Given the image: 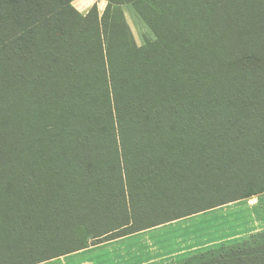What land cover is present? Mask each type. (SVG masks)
<instances>
[{
	"label": "trees",
	"instance_id": "obj_1",
	"mask_svg": "<svg viewBox=\"0 0 264 264\" xmlns=\"http://www.w3.org/2000/svg\"><path fill=\"white\" fill-rule=\"evenodd\" d=\"M72 1L0 0V203L35 208L40 244H59L65 216L120 232L157 159L185 140L207 157L243 146L264 166V0H106L101 18ZM126 4L156 36L147 47ZM216 258L203 263L264 264V246Z\"/></svg>",
	"mask_w": 264,
	"mask_h": 264
},
{
	"label": "rangeland",
	"instance_id": "obj_2",
	"mask_svg": "<svg viewBox=\"0 0 264 264\" xmlns=\"http://www.w3.org/2000/svg\"><path fill=\"white\" fill-rule=\"evenodd\" d=\"M126 5L121 11L135 45L147 47L155 42L154 32L135 7ZM93 7L101 13V18L106 7L93 5L88 12ZM115 9L111 17L120 21ZM185 127L190 129V123ZM188 141L184 142L186 147L179 145L183 155L157 159L160 165L151 174V184L137 192L143 198L147 195L146 198L140 202L134 196V207L131 203L127 205L133 222L105 238L97 237L105 228L99 222L76 229L78 225L66 221L65 216L63 221L56 222H62L55 231L57 237L62 238L59 244L42 245L40 237L33 235L36 218L32 210L35 208L0 203V217L4 214V219H0V264H28L62 251L60 249L82 244L87 247L42 264H95L86 256L93 247L103 248L101 246L108 242L127 237L129 244L121 246L116 254L113 252L105 264H205L203 262L215 260L219 253L238 245H251L256 241L257 245L264 246V192L244 195L264 188V182L256 178L264 172V166H260L259 161L254 164L255 158L243 146L207 157L194 153ZM202 142L206 144V140ZM239 143L242 142L233 144ZM121 221L119 216L111 226H118ZM138 229L140 231H135ZM122 234L125 235L116 238ZM104 248L107 247L104 245Z\"/></svg>",
	"mask_w": 264,
	"mask_h": 264
},
{
	"label": "crops",
	"instance_id": "obj_3",
	"mask_svg": "<svg viewBox=\"0 0 264 264\" xmlns=\"http://www.w3.org/2000/svg\"><path fill=\"white\" fill-rule=\"evenodd\" d=\"M78 4L80 6H78ZM72 5L81 15H86L88 13V9H90L93 5H97L98 7L99 5H102L104 9L107 6V1L106 0H73ZM123 6H127V5H123ZM99 14L101 15V13ZM124 19L126 20V18ZM129 239L130 238L127 237L125 239L120 238L118 240L108 242L107 244H104L105 247L107 248H104V245L101 246L103 248H100V246L93 247L94 249L92 250V252H88V253L85 252L86 256L90 258V260L94 261L95 264H105L107 258L108 261L111 259L113 252L116 254V251H119V248L121 246L125 247L127 244H129Z\"/></svg>",
	"mask_w": 264,
	"mask_h": 264
}]
</instances>
